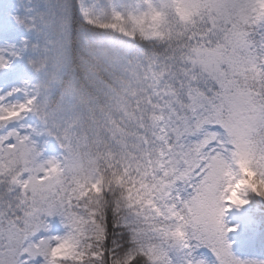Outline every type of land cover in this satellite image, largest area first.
<instances>
[{
	"label": "snow or ice",
	"instance_id": "1",
	"mask_svg": "<svg viewBox=\"0 0 264 264\" xmlns=\"http://www.w3.org/2000/svg\"><path fill=\"white\" fill-rule=\"evenodd\" d=\"M257 242L264 0H0V264H264Z\"/></svg>",
	"mask_w": 264,
	"mask_h": 264
},
{
	"label": "trees",
	"instance_id": "2",
	"mask_svg": "<svg viewBox=\"0 0 264 264\" xmlns=\"http://www.w3.org/2000/svg\"><path fill=\"white\" fill-rule=\"evenodd\" d=\"M263 253H264V250H263ZM237 254H240L239 252Z\"/></svg>",
	"mask_w": 264,
	"mask_h": 264
}]
</instances>
